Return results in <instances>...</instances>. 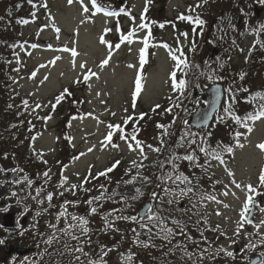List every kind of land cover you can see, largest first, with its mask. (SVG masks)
Instances as JSON below:
<instances>
[{
  "label": "rangeland",
  "instance_id": "374dc122",
  "mask_svg": "<svg viewBox=\"0 0 264 264\" xmlns=\"http://www.w3.org/2000/svg\"><path fill=\"white\" fill-rule=\"evenodd\" d=\"M45 3L47 8L43 6ZM84 3L90 9L88 14L83 13L79 2L69 5L68 0H32L31 3L29 0H0V32H4L0 34V42L6 39L10 42L7 46H2L1 42L0 51L2 48L9 50L6 60L8 67L3 70L12 74L14 87L11 98L13 101L27 100L30 107L35 108L37 103H41L47 108L49 104L56 103V97L65 88L71 92L70 96H66L60 102L59 107H63V111L60 108L52 109L51 106L52 110L47 115L59 119L58 124H61L62 133L47 130L41 135L40 143L39 141L37 143L38 149L52 148V151L48 153L53 152L56 144L65 149L66 146L80 149L76 154L85 153L79 159L74 161L73 158L71 159V166L65 173L68 179L66 183L64 182L62 189L72 198L69 202L76 203H65L63 206L49 205L46 212L51 216V220L47 215L46 228L57 224V229L64 228L65 219L63 217L57 219V216L66 210L69 214L67 221L69 223L71 215L82 216L89 221L91 233L81 236L80 239L88 238L91 244L92 241L102 240L105 246L114 247L107 254L106 259L109 260L122 261L121 257H115L118 251L115 247L118 243L114 241L116 238L128 248L125 253L129 251L135 253L134 259L138 261L164 260L177 264L180 260L189 262L192 257H195L193 264H201L203 261L211 264H228L231 257L218 250L223 248L233 252L236 247L242 248L239 238H245L247 235L252 238L245 243L243 250H248L247 245L250 242L258 244L260 235H264V225H261L257 234L253 224L245 223L239 235L235 234L237 223L241 220L240 212L248 195L247 189L241 190L231 185V177L225 171V167L219 165L217 161L212 160L211 167L205 164V157L199 152L198 146L201 143L199 137H205L207 143L213 147L217 144L233 146L234 154L225 155V160L227 167L235 174L236 181L242 186L251 184L264 193V188L259 187L260 172L264 168V150L258 147L264 143V118L256 121L252 125L253 130L248 132L228 117L224 111L232 96L235 97L232 107L238 115L264 103L261 100H257L255 104L248 102L253 96L264 94V31L259 27L264 24V3L260 0H207L197 9L196 5L201 3V0H98L105 9L115 13L129 10V6H132L133 16L130 15L127 19L116 17V15L108 16L103 12L96 13L90 0H84ZM254 7L263 10L259 17L255 14ZM189 8H193L194 11L189 12ZM205 9V23L201 26L179 19L181 14L201 17ZM86 16L90 19L81 24ZM17 17L19 20L15 21ZM24 20L30 21L22 23L21 21ZM239 21L240 24H238ZM53 22L61 29L59 34L52 27ZM142 23L147 24L148 28L135 31L130 41L120 39L122 35H128ZM161 24L164 26L160 27ZM150 27H152L151 32ZM106 29L111 31L105 34ZM184 33H187V36H184ZM102 34L113 45L112 57L103 69L99 65L108 57L109 48L100 42ZM58 35L59 38H57ZM145 38H148V52L146 62L141 65L140 54L141 49L144 48ZM47 42L52 46V50L46 44ZM32 44L39 47L34 49L31 47ZM116 44L120 45L118 49L114 47ZM65 45L70 49L76 48L78 55L75 57V69L71 53L57 50ZM196 50L200 56L199 63L195 62L196 72L190 75V78L188 72L186 75L185 72L183 73V67L181 70L177 68V61L172 59V55L183 58V54H192ZM255 50L260 51L261 58L255 65V72L251 71L254 74L241 83V80L237 78L241 76L245 78L244 72L249 69ZM57 56L60 59L56 60ZM53 60L55 64L50 63ZM187 60L194 62L189 57ZM84 62L87 63V68L81 69L80 64ZM130 64L135 67H128ZM203 65L206 71L209 70V74L197 72L201 71ZM88 68L98 73L99 79L91 77L87 82H83ZM174 71L178 77L177 83L184 80L187 75L190 78L185 79L187 84L183 90L174 86L171 78ZM33 73H36L34 78ZM45 76H48L47 81H44ZM137 76L142 77V90L133 108V92ZM77 79H80L81 83H75ZM14 80L18 83H14ZM42 81L44 82L41 83ZM214 83L224 86L223 105L209 128L203 131L194 130L189 125L192 113L187 108L193 105L197 110L198 107L205 106L203 91ZM89 84L91 87L88 86ZM194 91H197L195 99H193ZM169 108L172 111H167ZM40 109L42 110V107ZM65 109L68 119L64 118ZM89 113L91 116L88 115ZM112 113H115V116ZM142 113L146 115L140 120L138 118ZM74 116L77 117L76 120L64 125V122ZM128 116H132L138 122L129 121L125 124V118ZM220 117H224L223 121ZM185 120L188 121L187 125L183 123ZM69 124L70 129H68ZM109 124H120L126 134L136 130V138L142 141L147 159L143 160L138 150H130L128 142L119 138V132L114 131L112 142L107 143L105 138L110 131ZM159 125L165 127L161 128ZM47 126L51 127V125ZM186 129L197 134V143L190 147L179 148L177 143ZM236 132L244 133L240 137L243 148L235 146ZM208 133L211 135L207 136ZM22 137L21 134L19 138ZM68 137L72 139L69 140ZM161 139L164 141L163 144ZM102 142L107 146H103ZM132 143L135 146V142ZM112 144L118 147H112ZM148 145L153 148L159 147L161 151L157 153L147 147ZM93 146L94 150L89 152L88 149ZM173 152L181 156L194 152L198 158L197 162L205 165L207 171L182 160L179 162L180 172L194 178L197 192L203 190L214 193L229 207L225 208L223 204L207 201L206 207H200L193 194L182 199L178 205L165 204L166 209L169 207L173 209L171 213L173 216L186 224L185 232L188 236H177L171 243L153 237L152 243H157L156 247L144 248L134 243L136 233L132 229L141 231L136 223L114 220V227L105 230L103 217L113 213L114 209H120L123 215H135L140 212L146 202H150V193L153 190L163 195L161 189L164 185H161V188L156 187L160 184L157 179L158 173L162 174L171 170L167 158ZM46 156L44 160L41 159V162L49 163V160L53 158ZM72 156L75 154L72 153L70 158ZM117 161L119 164L107 178L100 176L98 179H91L89 177L90 166L91 176H96L97 173L112 167ZM133 161L137 164L142 162L145 167L137 169L133 166ZM161 162H164L163 168L160 166ZM138 170L143 176L150 177L151 184H145L137 179L135 184L126 185L124 182L135 177ZM86 177L88 182L82 183ZM217 180L221 183L216 184ZM72 184L80 185V187L68 191ZM101 185L107 190V195L113 192H119L120 195L114 196L111 200L95 202L90 206L87 201L101 195L104 191ZM225 185H229L231 189L228 196L220 195ZM167 186L175 187L171 183ZM135 188H141L144 195L136 201H129L131 207L126 208L120 196L133 195ZM232 192L235 196L231 194ZM262 196L264 199V194ZM92 206L97 207L96 214L90 213ZM260 207H264V202ZM181 209H187V211H181ZM217 209L221 215L216 214ZM119 214L121 213H115V215ZM261 214L264 217V212ZM87 215H91V218L89 219ZM109 219L113 217L109 216ZM260 223L261 221L257 224ZM217 225H219V231L214 230ZM116 229H119V232ZM139 239L147 241L148 236L141 232ZM72 244L76 245V240L72 241ZM177 244L184 247H176ZM230 245H232L231 249H228ZM72 248L75 249L76 246ZM185 252L192 253L193 256L189 257L185 255ZM200 253H203V257ZM237 255L240 257V254ZM237 255L235 257H238ZM236 260L239 259L236 258Z\"/></svg>",
  "mask_w": 264,
  "mask_h": 264
},
{
  "label": "snow or ice",
  "instance_id": "6c2138e0",
  "mask_svg": "<svg viewBox=\"0 0 264 264\" xmlns=\"http://www.w3.org/2000/svg\"><path fill=\"white\" fill-rule=\"evenodd\" d=\"M31 2H32V0H29V3H31ZM74 2L80 3L82 10H83V13L88 14L90 12L89 7L84 3V0H68L69 5L73 4ZM206 2H207V0H201V3H198L196 5V7L199 8V7H201L202 3H206ZM260 2L264 3V0H260ZM90 3L92 4V8L94 9V11L96 13L103 12L105 15H108V16H113V15L117 14L115 12H112V11L105 9L102 5H100L98 3V0H90ZM43 6L45 8H47L46 3ZM145 11H147V9H145ZM193 11H194L193 8H189V12H193ZM88 19H90V17L86 16L85 20L81 21V24L85 23ZM179 19L188 20L197 26H201L205 23V21L203 19H201L198 15L196 17H193L192 15L185 16L184 14H181ZM21 22L22 23H28L27 20H24ZM163 26H164L163 24L160 25V27H163ZM52 27L55 29V32L57 34L60 33L61 29L59 27H56L54 22L52 24ZM259 27H260V30L264 31V24H261ZM144 28H148V25L142 23L141 25L138 26L137 29H134L133 32H130L128 35H122L120 37V39L124 40V41H130L132 36L135 34V31L140 30V29H144ZM110 31H111V29H106L105 34L107 32H110ZM183 35L187 36V33H184ZM149 36H150V34H149ZM57 38H59V35L57 36ZM100 42L102 44H106L109 48L108 57L105 58L103 61H101L100 65H99V67L101 69H103L105 66H107L109 64V61L112 57L113 45L105 39L104 34L101 35ZM143 43H144V48L141 49V54H140L141 65H143L146 62V54L148 52V38H145L143 40ZM164 46L168 47L167 45H164ZM31 47L36 48V47H38V45L32 44ZM48 47L51 48L52 46L48 45ZM114 47L118 49L120 47V45L116 44ZM57 50L71 53V55L73 57L72 64H73V68L75 69V67H76L75 57L78 55L76 48L73 47L70 49L65 45L63 48L57 49ZM58 59H60L59 56L56 57V60H58ZM172 59L177 61V68L178 69H180V66H183V69L189 68V64H188L186 58H181L180 56L172 55ZM50 63L55 64V60L51 61ZM41 67H46V65H41ZM128 67L132 68L135 66L130 64V65H128ZM80 68L81 69L87 68V63L86 62L81 63ZM35 75H36V73L32 74L33 78L35 77ZM185 75H186V72H185ZM91 77H96L97 79H99L98 73L93 72L91 68H88L87 72L84 74L83 82H87ZM171 78L174 82V86L177 87L178 89L183 90L186 87L187 82L185 80H181V81H179V83H176V72L175 71L171 74ZM241 79H243V76H241ZM47 80H48V76H45L44 81H47ZM141 80H142L141 76H137V78L135 80V87H134V92H133V105H132L133 108H135V106H136V98L141 95V90H142ZM44 81H42L41 83H43ZM75 83H81V80L77 79L75 81ZM88 86L91 87L90 84ZM229 92H231V89H229ZM70 95H71V92H69V90L67 88H65L64 91L59 96L56 97V103L59 104L62 100L65 99L66 96H70ZM97 95H99V93H97ZM234 99H235V97L232 96L231 100L228 102L227 107L224 109L226 115L228 117H230L236 124L241 125L248 132H251L253 130L252 125H254L256 121H259L262 118H264V103H260L257 107L254 108L253 112L247 113L242 117V116L236 114L233 107H232V101H234ZM257 100L264 101V94H257L255 96H253L248 102L255 104ZM23 103L25 106L28 105L27 100L23 101ZM55 106H56L55 104L52 106L53 109H55ZM176 106H178V105H176ZM40 107H41V105L39 103H37L36 108H40ZM156 107H159V105H156ZM125 111H127V109H125ZM167 111L170 112V111H172V109L169 108V109H167ZM88 115L91 116V113H89ZM112 115L115 116V113H112ZM145 115L146 114L142 113L138 119L142 120ZM76 118L77 117H75V116L72 117V119H76ZM44 119H46V120L51 119V117L50 116L45 117ZM223 119H224V117H220L221 121H223ZM129 121L138 122V120H134V118L132 116H128L125 118L124 123L127 124ZM183 123L185 125H187L188 121L185 120ZM69 126H70V124H69ZM159 127L164 128L165 126L159 125ZM108 128L110 129V131L105 138L107 143L112 142L114 131L119 132L120 133L119 138L121 140H125L126 142H128V147L130 150H132V151L138 150L142 156V159L143 160L147 159V155L144 153V145H143L142 141H140L136 138V130H134L131 134H126L125 129L120 124H116V125L109 124ZM210 135H211V133L207 134V136H210ZM243 135H244V133H242V132H236L235 133V138H236L235 146L236 147H240V148L244 147V145L242 143H240V137H242ZM33 139H35V137ZM68 139L70 140L72 138L68 137ZM199 139L201 141L200 145L198 146L199 152L203 153V155L205 157V164L208 167H211V161L212 160L217 161L219 165H223L225 167V171L227 172L229 177H231V185H234L235 188H237V189H241V190H244L245 188L247 189L248 195H247L246 201L244 202L243 207L241 209V212H240L241 220L238 221V223H237V228H236L235 234L239 235V233H240L241 229L244 227L245 223L253 224V226L257 230V234H259V228L261 227V225H264V220H262L260 224H254L253 213H254V210H259L261 212H264V207H260L259 202L256 200V196L262 195L264 193H261L259 191V188L253 187V185H251V184L242 186L240 183H238L236 181L235 174L231 171V169H229L227 167V161L225 160V155L234 154V147L233 146L224 145V144H217L215 147H213L212 145L207 143V140L205 137H199ZM133 141L135 142V146L132 143ZM163 143H164V141H163V139H161V144H163ZM196 143H197V134L192 133L191 131L186 129L185 133L180 137V140L177 143V147H179V148H184L186 146L190 147L192 144H196ZM102 144L105 147L107 146V144L104 142H102ZM112 147H118V145L112 144ZM147 147H149L150 149H152L153 151H155L157 153H159L161 151V149L159 147L153 148L151 145H148ZM258 147L261 148L262 150H264V143L258 145ZM93 150H94V146H93V148L88 149L89 152H91ZM38 155H40V154H38ZM83 155H85V153L80 154V156H83ZM79 158L80 157L78 156V157H75L74 159H79ZM182 160L188 161L193 166L199 167L202 170L207 171V168L205 167V165H201L197 162L198 158L194 154V152L185 154L183 156L173 152L167 158V163L169 165H171V170L168 172L162 173L160 176H158V180L160 181V184H158L156 187L161 188V185H164V187H162V189H161L163 192V195H161L159 192L153 190L150 193V203L147 206L146 211L144 212L143 215H141L140 213H137L135 215H123L122 211L120 209H114L113 213H109L108 215H105L103 217V219L105 221V225H106L105 230L112 229L114 227V220H124V221H129L132 223H136L139 225V228L141 231L138 232L135 228L132 229V231L134 233H136V240L134 241V243L137 244L138 246H141L144 248L156 247V245L152 243L153 237H156V238L162 239L168 243H171L172 240L177 236H181V235L188 236V234L185 232L186 224L183 223L180 219L173 216L171 214L173 209L171 207L166 209L165 204H167L168 206L178 205L182 199L189 196V194H193V196H195L197 198V202L199 203L200 207H206L207 206L205 203L206 201L207 202H215L216 204H223V206L225 208L229 207L228 204H224L222 200H219L217 198V195L214 193H207V192H204L203 190H201L200 192H197L196 185L193 182L194 178H191L187 175H184L182 172H180L179 162ZM43 162L47 163V161H43ZM118 164H119V161H117L112 167L107 168L105 171L97 173L96 176H91V166H90L89 177H91V179H98L100 176H104L107 178L108 174L110 172H112ZM133 166L136 167L137 169H142L143 167H145V165L142 162L137 164L136 161H133ZM160 166H161V168H163L164 162H161ZM44 175L47 177L48 172H45ZM67 179H68L67 177L63 178L65 183L67 182ZM137 179H139L140 181H142L145 184H151L150 177L143 176L139 170L137 171L135 177H133L130 180L125 181L124 183L126 185L127 184H135ZM87 182H88V178L86 177L82 183H87ZM259 182H260L259 187L264 188V169H262L260 172ZM170 183L172 185H175V187L167 186ZM215 183L219 184V183H221V181L217 180V181H215ZM61 187H63V184H61ZM78 187H80V185L72 184L70 186V188L67 190L73 191V190L77 189ZM100 187H101V189H104L103 185H101ZM85 191H87V189H85ZM230 191H231V189H230L229 185H225L224 191H222L220 193V195L228 196ZM106 192H107V190L104 189V191H102L101 195L96 196L93 199L88 200L87 203L91 206L95 202L103 201L105 199L111 200L114 196L120 195L119 192H113L110 195H107ZM37 194H39V192ZM231 194L233 196H235L234 192H232ZM13 195H15V193H13ZM61 195H63V193H61ZM143 195H144V192L141 188H135L133 195H131V196L121 195L120 200H121V202L125 203V207L127 208V207H131V204L128 203L129 201H136V200L142 198ZM52 199H53L52 194H49L47 196V200L49 201V203L52 201ZM39 202L43 203V201H39ZM66 203H76V202H66ZM3 211H7V208L3 209ZM97 211H98L97 207H95V206L90 207V213L91 214H96ZM181 211H187V209H181ZM115 213H121V214L115 215ZM216 214L221 215V213L218 209L216 211ZM109 216H112L113 219H109ZM60 217H63L66 221L64 228L57 229V225H49V227L54 229V230H58L59 232L63 233L66 236H70L74 240H80L81 236H87L88 233L90 232V229L87 226L89 223L87 218L82 217V216L71 215L70 216L71 222L69 223V222H67L69 220V214L67 213L66 210L60 212L57 219H59ZM205 224H207L206 220H205ZM77 229L79 230L80 235L75 234V231ZM116 230L119 231V229H116ZM214 230L219 231V225H217L216 229H214ZM141 232L147 234V236H148L147 241L139 239ZM221 234L226 235V233H221ZM58 238L59 237L55 234V231H54L53 235L45 242L47 244L51 245L53 243V241L57 240ZM188 238L190 239V237H188ZM86 242L91 243L90 240H88ZM0 243H3V241L0 240ZM258 245L264 246V235H260L258 244H254V243L250 242L247 245V249L248 250H255V248ZM176 247H184V246L177 244ZM112 250L113 249H111V248H107V249L102 248L101 254H100L98 259L89 258L85 261H81L80 256H76L75 259H76V261L79 262V264H107L105 257L107 256L108 252H110ZM74 251L82 253L84 256L89 255L88 253L84 252V249L82 246H77L74 249ZM218 251L225 252L227 256L235 258V253L232 251H227L223 248L219 249ZM185 255H188L189 257L193 256L192 253H188V252H185ZM200 255H201V257H203V253H200ZM134 256H135V253H132L131 251H129L127 254H122L121 258H122V261L124 262V264H132ZM250 264H264V252H260L255 260L250 261Z\"/></svg>",
  "mask_w": 264,
  "mask_h": 264
},
{
  "label": "flooded vegetation",
  "instance_id": "af4514ba",
  "mask_svg": "<svg viewBox=\"0 0 264 264\" xmlns=\"http://www.w3.org/2000/svg\"><path fill=\"white\" fill-rule=\"evenodd\" d=\"M133 16L132 6L129 10H121V18H129ZM150 32L152 27L149 28ZM49 45V43H46ZM3 71L0 72V264H79L75 257L80 256L81 261L89 258L98 259L102 248H110L105 246L104 241H92L87 243L88 238L76 240V245L72 244L75 241L70 236L57 231L55 234L59 237L54 240L51 245L47 241L54 232L52 228H46L47 215L51 220V216L46 212L49 205L63 206L66 202L72 200L67 195V192L62 191L64 188L65 173L68 172L71 166V159L80 157L76 154L80 149H75L72 146H66V149L61 146H56L46 149L41 147L39 150L37 143L42 134L47 130L62 133L61 124H58L56 118L44 119L50 114V107L54 104L55 108H60L59 104L54 103L46 108L41 103L40 108L25 106L23 101H13V85L11 72L2 77ZM11 80V82H9ZM18 83V82H16ZM11 98V100H10ZM63 111V107L60 108ZM66 110V109H65ZM67 110L64 113L66 118ZM71 119L64 122L68 124ZM61 121V120H60ZM54 123L53 125L51 123ZM47 125H51L48 127ZM70 129V126H68ZM22 134V138L19 136ZM35 137V139H33ZM40 143V141H39ZM41 146V144H40ZM69 151V152H68ZM48 153V154H46ZM70 153V154H69ZM75 156H71V154ZM40 154V155H38ZM48 155L49 163L41 162ZM69 156V158H68ZM66 166V167H65ZM48 172V176L44 175ZM63 184V187H61ZM28 191V194L26 192ZM39 192V194H37ZM15 193V195H13ZM63 193V195H61ZM52 194L53 199L49 203L47 196ZM259 206L264 202L263 196H256ZM39 201H43L40 203ZM7 208V211L3 209ZM91 218V215H87ZM58 217V216H57ZM62 218V217H61ZM261 211L256 210L254 224L263 220ZM92 220V219H91ZM103 220V219H102ZM51 223V222H50ZM189 224V221L187 220ZM58 225V224H57ZM90 229V224L88 223ZM91 230V229H90ZM155 231V230H154ZM119 232V231H117ZM76 235H80L79 230L75 231ZM91 232L88 233L90 235ZM254 236V235H252ZM156 238V237H154ZM251 236L245 238L240 237L242 248L236 247L233 252L238 257H231L228 264H250V261L257 258L260 252H264V246H257L255 250H243V246L247 241L251 240ZM118 244L115 247L118 249L115 257H121L122 254H127L125 251L128 248L122 245L118 239L114 240ZM215 242V240H211ZM157 244V243H156ZM155 244V245H156ZM72 246H82L88 256L82 253L75 252ZM230 245L227 247L231 249ZM111 248L114 249L112 246ZM156 254V253H155ZM247 255V256H246ZM108 256V255H107ZM106 256V257H107ZM222 257V254L219 253ZM107 264H124L123 261L116 262L106 259ZM114 257V258H115ZM239 259V260H236ZM195 257L189 262L178 261L177 264H193ZM132 264H173L171 261L152 260L138 261L133 259ZM201 264H211L203 261Z\"/></svg>",
  "mask_w": 264,
  "mask_h": 264
},
{
  "label": "water",
  "instance_id": "95a60500",
  "mask_svg": "<svg viewBox=\"0 0 264 264\" xmlns=\"http://www.w3.org/2000/svg\"><path fill=\"white\" fill-rule=\"evenodd\" d=\"M262 13V9L255 8V14L259 17ZM240 22V21H239ZM197 96V91H194L193 99ZM205 106H200L192 115L189 121V125L194 130H202L212 123L215 115L221 109L223 104V100L225 97V91L222 84L214 83L210 85L205 91ZM188 111L193 112L194 107L192 105L188 106ZM149 202L144 205V207L140 210V214L143 215L146 211ZM255 215V210L253 213V219ZM255 260V259H254Z\"/></svg>",
  "mask_w": 264,
  "mask_h": 264
},
{
  "label": "trees",
  "instance_id": "16d2710c",
  "mask_svg": "<svg viewBox=\"0 0 264 264\" xmlns=\"http://www.w3.org/2000/svg\"><path fill=\"white\" fill-rule=\"evenodd\" d=\"M237 1V0H236ZM213 2V1H212ZM33 3H35V2H33ZM100 4V3H99ZM234 4V3H233ZM101 5V4H100ZM103 6V5H102ZM250 6V5H249ZM208 8H210V7H208ZM198 9V8H197ZM200 11H201V9H199ZM206 9H205V11L203 12V16L201 15V19H203V20H205V17H206ZM19 20V17H17L16 19H15V21H18ZM4 32H0V34H3ZM0 39H1V35H0ZM2 42V46H7V44H9L10 42L6 39V40H3V41H1ZM1 42H0V47H1ZM256 52L254 53V55H253V57H251V60H250V65H249V69H246L247 71H245L244 72V74H245V78L243 77V80L241 79V78H237V80H241V83H243V81L244 80H246V78H250L251 77V75H253L254 74V72H255V70H254V68H255V65H256V63H257V61H258V59H260L261 57H259V53H260V51H257V50H255ZM8 54H9V50L8 49H3L2 48V50L0 51V69H6L7 67H8V65H7V62H6V60L8 59ZM255 56V57H254ZM189 57V59L191 58L192 59V61H194L193 63H191L190 61H188L187 60V58ZM200 56H199V54H198V51L196 50V51H194L192 54H183V58H186V60H187V62H189L188 64H189V68L188 69H183L182 71H183V73L184 72H188L189 73V76L190 75H192V74H194V72H196L195 71V62L196 63H199V60H198V58H199ZM183 66H180V70H181V68H182ZM257 67V66H256ZM254 70V72H251V71H253ZM197 72H200V73H204V74H209V70L208 71H206V68H205V65H203V67H202V69H201V71H197ZM189 76L187 75L186 76V78H184V80L185 79H190L191 78V76H190V78H189ZM180 78H181V76H180ZM177 79H178V77H176V81H177ZM177 83V82H176ZM254 111V109H249V110H246L245 111V113L243 112L242 113V115H240V116H244L245 114H247V113H251V112H253ZM216 117H217V115H216ZM216 117H215V119H216ZM161 175V173L159 172L158 173V176H160ZM158 179V178H157Z\"/></svg>",
  "mask_w": 264,
  "mask_h": 264
}]
</instances>
